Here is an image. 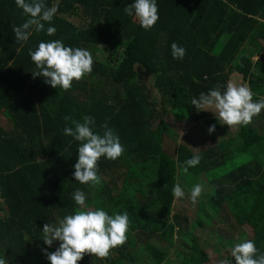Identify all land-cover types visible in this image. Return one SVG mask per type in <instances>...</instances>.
I'll return each instance as SVG.
<instances>
[{
	"label": "trees",
	"instance_id": "16d2710c",
	"mask_svg": "<svg viewBox=\"0 0 264 264\" xmlns=\"http://www.w3.org/2000/svg\"><path fill=\"white\" fill-rule=\"evenodd\" d=\"M45 2L58 6L52 22H45V31H33L26 43H17L13 26L29 17L15 0H0V115L7 120L6 127L0 124V258L7 264L36 259L44 264L38 251L43 226L74 214L81 207L73 198L80 189L85 208L129 215L127 241L103 259L106 264H140L142 250L155 264H165L168 254L157 242L171 246L176 231L181 235L200 225L198 219L189 225L181 213L171 214L178 173L190 179L205 176L214 213L223 215L227 208L234 215L231 223L239 225L234 245L251 239L264 253V133L259 131L264 110L238 133L243 143L238 153L231 154L230 141L197 153L181 144L175 157L162 148L165 117L218 127L207 111L191 104L217 85L224 91L229 81L246 84L254 100L264 98V0H157L159 20L149 30L124 12L134 0ZM49 26L57 30L52 36L46 32ZM57 39L89 50L93 58L96 51H107L104 61L94 58L91 74L68 91L32 73L36 66L29 50ZM173 42L186 49L183 59L173 58ZM139 71L151 79L156 101ZM85 115L95 118L94 131L100 134L107 122L125 148L118 159H100L102 180L96 187L76 181L81 142L63 132L74 127L66 116L83 122ZM197 154L200 163L185 173L184 161ZM234 245L229 240L226 250ZM184 249L180 264L208 261L195 237ZM103 260L85 255L79 264Z\"/></svg>",
	"mask_w": 264,
	"mask_h": 264
},
{
	"label": "clouds",
	"instance_id": "9594fccd",
	"mask_svg": "<svg viewBox=\"0 0 264 264\" xmlns=\"http://www.w3.org/2000/svg\"><path fill=\"white\" fill-rule=\"evenodd\" d=\"M15 3L29 17L22 25L13 26L17 43H26L33 31L36 33L45 31V22L50 24L58 11L57 5L49 7L45 0H15ZM124 12L128 16L134 15L145 30L154 27L159 20L157 0H134L124 8ZM56 31L52 26L46 29L49 36L54 35ZM171 49L174 59L184 58L185 48L173 42ZM29 55L36 66V70L32 71L33 77L42 76L46 84L64 91H68L74 81L82 80L93 71L94 58L89 50L65 46L59 39L40 42L36 50H29ZM253 97L254 93L248 85L229 81L224 91L217 85L207 93H201L198 98H193L191 104L198 111L214 112L218 120L231 129L247 126L264 110V98L257 101ZM64 119L71 120L74 125L65 127L64 135L81 142L78 147V161L74 165L73 175L76 181L91 184L92 187L100 185L102 180L99 175L100 159L106 157L115 160L125 152L119 136L109 128L107 122L100 126L103 129L102 134L94 131L95 118L92 116L85 115L83 122L72 120L70 116ZM215 130L216 125L213 124L208 132L212 134ZM201 159L198 154L186 159L183 171L187 173L188 169L196 167ZM172 191L177 199L185 197L180 184H176ZM202 192L201 184L194 185L190 190L191 201L195 203ZM73 198L75 203L81 206L74 214L66 215L58 225L46 223L43 226L42 239L45 244L51 247L53 241H60L56 251L43 250L50 264H79L85 255L106 259L113 249L127 241L131 227L127 211L109 215L102 208H85L86 196L80 189L75 191ZM231 255L235 259V264H264V253H259L251 239L235 244ZM0 264H7V261L0 258ZM221 264H231V261H221Z\"/></svg>",
	"mask_w": 264,
	"mask_h": 264
},
{
	"label": "rangeland",
	"instance_id": "374dc122",
	"mask_svg": "<svg viewBox=\"0 0 264 264\" xmlns=\"http://www.w3.org/2000/svg\"><path fill=\"white\" fill-rule=\"evenodd\" d=\"M106 57L107 51L105 49H100L94 53V58L96 60L104 61ZM258 57V55H255L252 60L255 61ZM139 78L140 81L147 86V89L151 90L153 101H156V93L152 88L151 79L141 71H139ZM207 112L209 118H215L218 124V127H216L215 132L212 134H209L208 129L210 125L206 123L199 122L198 124H193V122L186 118L172 119L169 116L165 117L163 121L165 125L162 139L163 150L170 156L175 157L176 148L181 144L186 145L194 153H197L207 148L208 145L212 146L230 141L229 151L231 154L242 151L243 143L238 133H240L242 128H246L247 126L232 127L230 129L227 125H224L222 121L218 120L214 112ZM0 124L4 127L7 125V120L2 115H0ZM259 131L261 134L264 133L263 123L261 124V128L259 127ZM239 159L242 160V157ZM245 160L247 161V158L244 157L242 161ZM187 177L186 175L182 177V175L178 173L177 184H180L183 188L185 197L179 199L174 198L171 214L181 213L183 217L185 216L188 218L189 225H193V222L198 219L200 225L190 226L191 228L181 233V235L176 231L172 238L173 244L171 246L166 245L165 242L160 240L157 242V245L164 248L168 254L165 264H180L179 260L181 256L179 252H186L184 245L191 247L192 237H195L199 241L208 255V261L205 264H221V261H231V264H235L234 257L229 254L231 251H227L225 246L229 240H231V244L234 245L235 241L240 236L238 223H231L234 215L229 213V211L226 213L227 208H224L223 215L221 214L222 212L217 215L214 213L215 208L209 200L213 190L205 176L200 175L195 179ZM196 184H201L203 186V192L197 201L193 203L190 198V190ZM88 208L93 209L92 206ZM242 224L243 230L250 234V229L247 224ZM58 245L59 241H53L51 247L44 243L38 248V251L42 254L44 264H48L50 261L47 259V255L43 250L47 249L48 252H54L58 248ZM33 259H36V256ZM34 261L32 262L33 264H38L37 259L36 262ZM103 262L105 261L103 260ZM139 263L155 264L154 259H152L146 250L141 251ZM104 264H106V262Z\"/></svg>",
	"mask_w": 264,
	"mask_h": 264
}]
</instances>
